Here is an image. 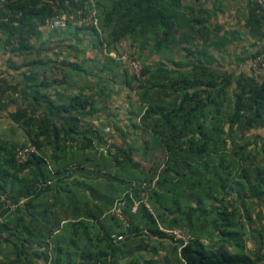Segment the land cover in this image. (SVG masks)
Wrapping results in <instances>:
<instances>
[{
    "label": "trees",
    "instance_id": "16d2710c",
    "mask_svg": "<svg viewBox=\"0 0 264 264\" xmlns=\"http://www.w3.org/2000/svg\"><path fill=\"white\" fill-rule=\"evenodd\" d=\"M74 1L0 0L3 50L10 56L33 57L19 66L10 63V68H41V53L35 55L32 40L59 11L79 8ZM78 1L82 5L87 0ZM248 1L251 7L244 28L259 46L251 54L250 68L241 70L200 60L182 47L197 34L192 25L204 23L199 12L184 8L183 0H95L101 35L95 29L82 28L93 35L95 47L116 49L129 41L139 48L140 56L146 54L142 61L145 79L134 80L133 89L143 108L138 127L150 140L143 150L159 149L164 156L161 167L145 171L126 149L112 145L106 156L98 149L92 162L98 183L87 190L100 205L90 206L87 194L78 189L86 187V182L74 177L86 176V170L73 154L75 138L71 135L76 132L77 119H72L68 109L78 105L84 110L88 104L85 95L72 98L66 108L42 94L43 83L36 79L28 83L36 88L31 97L11 74L14 85L0 83V92L9 91L7 98L16 106L7 119L24 139L22 145L0 140V228L14 245L9 261L0 264H110L116 262L118 253H137L141 260L147 248L151 255L160 251L166 255L162 263L151 259L146 264L264 261V254L253 258L243 251L239 228L244 226L239 224L235 208V201L245 196L264 203V74L254 75L252 68L253 59L264 57V14ZM171 48L184 51L188 62L172 61ZM152 54L164 60L146 63ZM20 97L18 104L16 98ZM7 98L0 99V105ZM40 103L49 105L57 115L69 114L70 125L51 124ZM77 114L84 115V111ZM105 138L98 136V148L106 145ZM28 143L36 147L38 155L19 164L15 151ZM66 157L70 161L65 163ZM128 191L131 197L125 195L124 208L128 227L109 215V228H105L100 218L111 209L115 196ZM223 194L232 199L222 201ZM2 196L11 201L25 198L26 202L6 213L1 211ZM216 200L221 204L218 208L208 207ZM134 202L139 204L133 210ZM159 222L170 229L181 227L191 239L180 248L181 243L161 233ZM114 228L123 241L109 239ZM166 240L172 242H167L168 247L162 245ZM232 244L237 250L229 249Z\"/></svg>",
    "mask_w": 264,
    "mask_h": 264
},
{
    "label": "crops",
    "instance_id": "0c3cea01",
    "mask_svg": "<svg viewBox=\"0 0 264 264\" xmlns=\"http://www.w3.org/2000/svg\"><path fill=\"white\" fill-rule=\"evenodd\" d=\"M182 3L184 8H191L195 13L199 12L204 19L203 25H206L205 28L202 26L200 30V39H204L205 42L201 40L199 52L195 55L196 58L204 61L211 60L224 68H238L241 70L250 68L251 54L259 45H257L256 39L252 38L244 28V20L251 7L248 0H183ZM226 15H231L232 20L235 18L236 24H239L240 20L243 30H230L224 27ZM221 17H224L223 22H220ZM210 18H219V23L208 29ZM0 37L3 38L2 35ZM246 39L249 40V44H241ZM237 43H240L239 48L241 50L249 49L248 55H242L240 50L238 54L232 53L233 50L231 51L230 47H235ZM32 44L34 53L39 51L41 53L39 57L42 62L41 68L37 65H31L22 70H13V68H10V63L19 66L33 57L10 56L7 51L3 50L0 43V69H7L14 76L15 81L27 90L30 97L35 93L36 88L30 87L28 83L35 79L42 82L43 84L40 86L41 93L48 94L50 100L59 107H69L68 104L71 99L80 93L88 99V104L84 110L78 105L71 106L68 109L71 117H73L72 119H77V121L74 120L77 124L76 132L71 135L72 138H75L72 143L73 154L78 157L77 160L82 162L81 164L86 170V176L74 174V177L86 182V187L79 186L78 189H81V193L87 194L90 206L100 205V202L90 198L87 190L98 183L94 178L95 172H93L96 169L92 168L93 159L98 156V136L110 138L114 146L128 150L132 159L137 163L145 159L143 145L146 141V144H150L147 134L143 133L137 125L136 114L134 115L136 107L134 105L136 103L125 101L126 95L129 94L130 96L131 94L130 82L124 75L123 70L114 65L112 67L114 50L110 48L111 50L108 51L107 56L111 58L100 59V61L97 60L96 55H90L92 51L96 52L97 48L95 47L93 35L87 29L70 27L64 30H53L48 26H42L32 40ZM104 53L106 54V52ZM42 54H47V56H42ZM179 57L181 55H176L174 62L182 63V58ZM188 60L189 58H186V62ZM116 61L121 64L118 60ZM53 65L57 66L60 78L54 76L52 78L49 75ZM71 66L73 68L79 67L80 70L76 71L73 68L72 70ZM64 77L66 78L64 79ZM55 80H58V82ZM119 97L121 98L119 99ZM39 107L48 113L47 116L51 124L60 127L65 122L67 126L70 125L69 114L61 113L57 115V112L45 103H40ZM79 111H84V115L77 114ZM64 117L67 118L65 121ZM101 150L99 152L105 150L103 154L106 156L107 149ZM149 151L153 155L160 150ZM69 161L70 158L66 157L64 162ZM73 163H75V160ZM114 172V169H110L111 174H114ZM66 182L69 183L70 181L67 180ZM74 185L76 188L78 187L76 183ZM146 208L149 209L148 206ZM108 212H105L99 220L105 228H109L107 217L110 214ZM61 223H65L64 218H61ZM148 251H150V248H148ZM158 254L162 256L161 259L166 255L164 251H160ZM116 258V262L110 264H143V260H138L137 253H133L131 256L118 253Z\"/></svg>",
    "mask_w": 264,
    "mask_h": 264
},
{
    "label": "rangeland",
    "instance_id": "374dc122",
    "mask_svg": "<svg viewBox=\"0 0 264 264\" xmlns=\"http://www.w3.org/2000/svg\"><path fill=\"white\" fill-rule=\"evenodd\" d=\"M230 16L231 15H226V17H225V23H224L225 26L224 27H226V28H228L230 30L231 29L232 30H237V29H239V30L242 29L243 30V28L241 27V23H240L241 21L239 20V24H236V22H235L236 19L234 18L232 20ZM223 21H224V17H221V21L220 22H223ZM217 23H219V18H216V19L210 18L209 25H208L209 28L208 29H211ZM202 26L204 28L206 27L205 24L204 25H201V24L200 25L193 24L192 25V28H193V30L195 29V31L197 30V34H194L193 36L190 37L191 41H190L189 44H191V46H189L188 43L182 45L183 48H185V49L188 48L194 55H197V52H199L200 43L202 42L201 40H203L205 42L204 39H200L201 38L200 30L202 29ZM178 35L176 34V36H178ZM239 44L240 43H237V45L235 47L234 46H231L230 47V50L231 51L233 50L232 53L238 54V51L240 50L241 53H242V55H244V56L248 55V53H249L248 50L249 49L248 50H244V49L241 50L239 48ZM241 44L247 45V44H249V40H247V39L246 40H243V42H241ZM134 45H137V44H134ZM102 49L101 48H99V49L97 48V51L96 52H93L92 51L90 53V55H92V56H95L96 55L98 57L97 58L98 61H100V59H104V58L105 59L106 58L109 59L111 57H108L107 56L109 54L108 51H110L112 49L115 52L114 54H112L113 55L112 56L113 57L112 59L114 61L117 60V58H118L119 55H121L123 53H128L132 57L136 58L141 63V65H142V61H143L144 57H146V54H142L140 56V50H139V48L137 46H134V48H133L130 45V42L129 41L122 42L116 49H113V48H111V49L108 48L107 49V48H105V49H103L104 51ZM104 52H106V54ZM169 52H171V55H170ZM169 52H167V53H169L168 56H167V58L170 55V59L172 61H174L176 55H181V57H179L180 59L182 58L181 61L182 62H186V57H185L186 53L184 51H181L179 49L173 50L171 48L169 50ZM35 55H37V53H35ZM44 55L47 56V54H42V56H44ZM159 60H164V59H163V57L159 56L158 54H152V55H149V58L147 59L146 63H153V64H155ZM116 62L112 63V67L114 65L117 68H120L121 70H123L124 75L128 78V80L130 82V86H131L130 93L131 94H130V96H129V94L126 95V97H125L126 100L125 101H127L128 103L134 101V103H136V105H134V107L136 106L135 109H134L135 110L134 115L136 114L135 115L136 116V119H137L136 122H138V120L140 118V115L143 112V108L141 106H139V104L137 103L136 96H135V92L133 91L134 87H136L137 84L134 82V78L132 77V74H131L129 68L127 67V65L125 63L119 64L118 62L117 63ZM84 65H86V64L84 63ZM2 71L6 72L7 74H10L7 69L2 70ZM49 75L52 78H53V76L54 77H57V78H60L59 77L60 74L58 73L57 66H55V65L51 66ZM55 81H58V80H55ZM9 95H10V92L9 91L8 92L5 91L3 93L0 92V99H2V98L5 99V98L9 97ZM120 98L121 97H119V99ZM19 99L16 98L18 104L22 100L21 97ZM119 99H118V101H119ZM15 107H16L15 104H13V103L10 104V101L8 100V98H7V101H4L0 105V140H3V141L6 140V141H10L11 143H15V144L22 145L24 143V139L20 136V134L18 132H16L14 130L13 125L7 119V114L10 113V112H13L15 110ZM256 135H258L260 138L263 137V133L261 131H257L256 132ZM109 140H110V143L107 144L106 142H104V143H106V145L104 144L103 146L99 147L98 148L99 151H100V149L103 150L105 148L107 149L106 151H108V148H110V146L113 145V141H111L110 138H109ZM146 143H147V141H146ZM144 152H145V156H144L145 159L144 160H141L138 163V166H140L142 169L144 168L145 171L148 170V169H150V168H152V167H155L157 165L159 167L162 166V163L164 162V156H163V154H162L161 151H158V152L154 153L153 155H152V153L150 154L149 149L148 150L144 149ZM107 155H108V152H107ZM113 155H114V149L112 148L111 157H113V158H112L111 161L114 164L115 161H114V156ZM48 169H50V167ZM134 172H137V170L136 171L134 170ZM116 197H118V196H115L114 199H113V201L116 199ZM231 197L232 196H229V197L228 196H224V194H223L220 199H222V201L225 202V201H228V199L231 198ZM233 198H234V196H233ZM145 199H146L145 198V195L142 196V203L145 202ZM220 205L221 204L219 203V201L216 200L211 205L209 204L208 207L210 206L212 209H216ZM148 208H149L150 211H152L151 208L149 207V205H148ZM235 208H236L237 218H238V220L240 222L239 224L240 225L242 224L244 226L243 229H240L239 228V232H240V235H241L242 241H243V248H242L243 251L246 254H248L251 257H253V258H255V257H261V255L264 254V203L258 202V201H254V200H252V197H250V196H245L244 198H240V199H237L235 201ZM1 225H2V222L0 223V226ZM159 226L161 228H169V227H164L160 222H159ZM123 228H124V226H123ZM176 228L177 229H180L181 231H183V233L184 232L186 233V231L183 230L181 227H176ZM116 229L117 228H114V231H113L112 234H117ZM0 238H1L0 239V262L6 263L10 259L9 256L12 254V250L14 249L13 248L14 245H13V242H11V240H8L7 238H5V235L3 236V233L1 234V228H0ZM171 240H166V242L163 241V244L162 245L165 246V247H168L167 246V242L172 243ZM229 249L231 251L237 250V248L234 246V244H232L231 247H229ZM143 254H144V256H143L144 258L141 259V261L143 260V264H146L151 259L152 260H157L160 263H162V259H161L162 256H160L159 254H157V255H151V252L148 251V248L146 249L145 253H143ZM259 264H264V261H260Z\"/></svg>",
    "mask_w": 264,
    "mask_h": 264
},
{
    "label": "built area",
    "instance_id": "2783aa9c",
    "mask_svg": "<svg viewBox=\"0 0 264 264\" xmlns=\"http://www.w3.org/2000/svg\"><path fill=\"white\" fill-rule=\"evenodd\" d=\"M252 1L264 14V0H250ZM74 4L79 8L68 7L65 10H61L57 13L56 16L47 20L46 26L53 30H64L70 27L73 28H88L95 29L98 34L101 35L99 29V20L98 13L96 9L95 0H87L82 5L78 0L74 1ZM105 45H103V49H105ZM117 60L120 63H125L129 68L132 77L135 81H143L145 79V75L142 73V65L141 63L134 57H132L128 53H123L118 56ZM252 68L254 75H263L264 74V57L259 56L253 59ZM6 82L9 85H14V79L7 74L6 72L0 70V83ZM15 97H19L18 93L15 94ZM105 142L108 144L110 140L106 137ZM38 155V151L35 146L28 143L24 147L17 148L15 151V159L19 164H25L28 159L33 156ZM128 194L131 197V192L128 191L124 193L121 197L114 200L111 209L108 214L114 216L118 221L122 223L124 228L128 227V219L124 213V208L126 206L125 195ZM1 201L3 202V208L1 211L3 212H11L14 211L17 207L24 205L26 202L25 198H21L16 201L7 200L5 196L1 197ZM139 204V202H134V208ZM145 204V202H144ZM146 205V204H145ZM2 222V216L0 215V223ZM161 233L166 237L172 239L174 242L181 243L180 248L186 245L191 239L189 235L183 233L180 229L177 228H159ZM109 239L112 242L123 241L124 237L118 234H111Z\"/></svg>",
    "mask_w": 264,
    "mask_h": 264
}]
</instances>
